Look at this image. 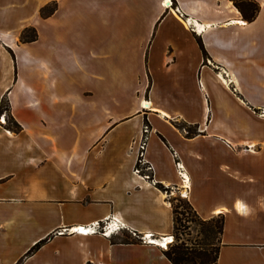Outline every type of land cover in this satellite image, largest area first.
I'll use <instances>...</instances> for the list:
<instances>
[{
	"label": "crops",
	"instance_id": "crops-1",
	"mask_svg": "<svg viewBox=\"0 0 264 264\" xmlns=\"http://www.w3.org/2000/svg\"><path fill=\"white\" fill-rule=\"evenodd\" d=\"M164 1L0 0V264H172L175 195L264 264V0Z\"/></svg>",
	"mask_w": 264,
	"mask_h": 264
},
{
	"label": "trees",
	"instance_id": "trees-1",
	"mask_svg": "<svg viewBox=\"0 0 264 264\" xmlns=\"http://www.w3.org/2000/svg\"><path fill=\"white\" fill-rule=\"evenodd\" d=\"M237 10L240 12L242 18L247 23L253 22L260 11V6L254 0H232ZM57 10V3L52 2L43 8L40 9V16L44 19L50 17ZM37 39V32L34 28L25 29L21 36V43H32ZM205 59L207 58V54L204 51ZM4 112L8 114V122L6 123L7 129L19 133L22 128L15 122L13 117L10 114L9 101L7 98H3L0 104V115ZM180 129H184V126H178ZM188 136H192L197 134L196 130L188 129L186 130ZM141 158L136 166L137 170L142 171L141 169ZM151 178V176H150ZM161 190L166 191L163 187ZM173 209L174 215V232L173 235L177 234L179 230V226L187 229L186 226L182 225L183 223H188L190 221L195 222L200 227L199 234L201 235V240L196 241L194 243H185L181 241L176 236V241L174 244L170 245V247L164 252L165 257L172 264H217L219 257V250L221 246V235L223 232L224 219L223 217L209 221L201 220L196 212L193 210L192 206L188 201L182 200L181 198H172L170 200ZM175 202L178 204L175 205ZM190 214H193V218L190 220ZM218 236L217 242H214L212 239ZM48 239L43 240L37 243L26 256H30L35 251L40 249ZM113 243H136L137 240L131 238L129 234L124 233L121 237H117L112 240Z\"/></svg>",
	"mask_w": 264,
	"mask_h": 264
},
{
	"label": "rangeland",
	"instance_id": "rangeland-1",
	"mask_svg": "<svg viewBox=\"0 0 264 264\" xmlns=\"http://www.w3.org/2000/svg\"><path fill=\"white\" fill-rule=\"evenodd\" d=\"M8 114L6 112H4L2 115H0V122H2L3 118L5 117V123L8 122ZM7 128V127H6ZM181 198L182 200L183 197L180 196V195H175L173 196V198ZM178 204L177 202H175V205ZM193 218V214H190V217L189 219L191 220ZM218 219V218H217ZM215 219V221L217 220ZM182 225L186 226L187 229H184V227L182 226H179V230L177 231V234L176 235H173V240L174 242L176 241V236L181 240V241H184L185 243L189 244V243H194L196 241H199L201 240V235L199 234V230H200V227L198 226L197 223L195 222H188V223H183ZM217 239H218V236L215 238L212 239L214 242H217ZM174 242L172 244H174ZM171 244V245H172ZM170 246H168L169 248ZM167 248V249H168Z\"/></svg>",
	"mask_w": 264,
	"mask_h": 264
},
{
	"label": "built area",
	"instance_id": "built-area-1",
	"mask_svg": "<svg viewBox=\"0 0 264 264\" xmlns=\"http://www.w3.org/2000/svg\"><path fill=\"white\" fill-rule=\"evenodd\" d=\"M162 7H163V9L164 10H170V9H172L173 8V2H172V0H165L164 2H163V4H162ZM178 166V165H177ZM179 168H180V165H179ZM70 231H75L74 229H71ZM79 231V230H78ZM88 233L89 232V230L87 229V230H83V231H81V233ZM104 234H106V233H104ZM149 242H151L150 240H149Z\"/></svg>",
	"mask_w": 264,
	"mask_h": 264
},
{
	"label": "bare ground",
	"instance_id": "bare-ground-1",
	"mask_svg": "<svg viewBox=\"0 0 264 264\" xmlns=\"http://www.w3.org/2000/svg\"><path fill=\"white\" fill-rule=\"evenodd\" d=\"M144 105H145L146 107L148 106L147 104H144ZM82 230H83V229H82ZM173 242H174L173 237L166 238V239L162 240V243H163L162 247H163L164 249H167L168 246H169V244H171V243H173Z\"/></svg>",
	"mask_w": 264,
	"mask_h": 264
}]
</instances>
